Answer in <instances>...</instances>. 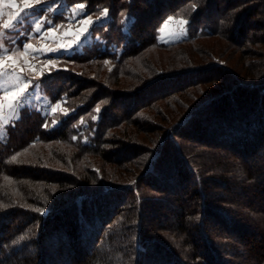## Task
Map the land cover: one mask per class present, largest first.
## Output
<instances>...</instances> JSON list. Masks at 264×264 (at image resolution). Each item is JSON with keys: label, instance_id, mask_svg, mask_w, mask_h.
<instances>
[{"label": "trees", "instance_id": "trees-1", "mask_svg": "<svg viewBox=\"0 0 264 264\" xmlns=\"http://www.w3.org/2000/svg\"><path fill=\"white\" fill-rule=\"evenodd\" d=\"M68 1L107 20L0 139V264H264V0Z\"/></svg>", "mask_w": 264, "mask_h": 264}, {"label": "snow or ice", "instance_id": "snow-or-ice-1", "mask_svg": "<svg viewBox=\"0 0 264 264\" xmlns=\"http://www.w3.org/2000/svg\"><path fill=\"white\" fill-rule=\"evenodd\" d=\"M21 2L22 6L17 4L16 0H0V18L4 16L3 9H16L14 12H9L7 14L8 18L0 24V29L6 30L0 31V91L3 92V96L0 97V139L6 136V126L11 121L19 118V111L24 106V98L29 93V86H35L33 80L27 79L23 74L27 71L36 72L37 76L44 75L45 69L37 71L36 66L31 63V60L37 59L38 55L44 53L72 50L74 45L78 46L81 37L89 31V26L95 23L90 15L87 16L86 19L80 21L84 27L75 35V39L69 40L67 43H59L55 48L47 45H41L40 48H36L30 42L31 38L28 42H24L22 47H18L16 40L11 38V34H21L18 30L27 23L30 16L35 15L34 5L39 4L40 0H21ZM84 7L85 5L82 3L73 7L71 9L72 18L82 15ZM193 8H195V5H193ZM77 9L81 11L78 12ZM48 11L51 12L52 8L49 7ZM107 13L108 9H103L102 17L107 16ZM174 20L175 17H169L158 31L161 34L165 33V30L169 27V22ZM44 23L45 21L43 20L36 21L34 25L35 32L40 34L41 37L54 36L57 30L56 26L43 30ZM47 23H51V21H47ZM176 23L181 26V32L186 31L183 26L188 23L187 20L181 18ZM45 63L48 69L54 68L57 65V61L52 59L47 60ZM58 107L59 105L53 108L52 111L55 112ZM99 110V108L96 109L97 112ZM12 161L20 162L17 161V156H13ZM5 179L7 180L8 178L6 177ZM0 207L7 206L0 205ZM36 211L42 212V209H36Z\"/></svg>", "mask_w": 264, "mask_h": 264}, {"label": "rangeland", "instance_id": "rangeland-1", "mask_svg": "<svg viewBox=\"0 0 264 264\" xmlns=\"http://www.w3.org/2000/svg\"><path fill=\"white\" fill-rule=\"evenodd\" d=\"M16 2L17 4L22 6L21 0H16ZM77 4L80 3H70L68 0H40L39 4L34 5L35 15L30 16V18L28 19L26 23L27 29L24 30L25 32L23 33V35L18 34V40H20L19 41L20 47H22V44L24 42H28L30 38H31L30 42L33 43V45L36 48H40L41 45H47L55 48L59 43H67L69 40H74L75 35L84 27V25H82L80 21L87 18L85 7L83 9L82 15H77L74 18H72L71 9L75 7ZM49 7L52 8L51 12L48 11ZM5 9H3L4 16L6 13ZM12 10L14 12L16 9H12ZM77 11L80 12L81 10L77 9ZM91 17L92 20L95 22L94 24L96 23L99 24L107 20L106 19L107 16L102 17V15H98V16L91 15ZM38 20L45 21L43 25V30H47L49 28H52L53 26H56L57 30L55 35L41 37L40 34H37L35 32L34 25L35 22ZM178 20L180 19L175 18L174 21L169 22V27L168 29L165 30V33L161 34L159 32V39L161 42L170 44L182 40L183 38L186 37L187 24L183 26L186 31L181 32V26L178 23H176V21ZM47 21H51V23H47ZM92 28L93 25L89 26V31L85 33L84 36L81 37V41L79 42L78 46L74 45L72 50L70 51L61 50L59 52L44 53L38 55L37 59L31 60V63L36 66L37 71L41 69H45V71L43 76H37L36 72H27V71L23 74L27 79H32L35 86L33 85L29 86V93L24 98L25 102H24V106L19 111V118L21 116V112L24 109L36 110V111H41L45 116L53 117L54 125H58V120L56 116L62 113L68 114L65 107H63L60 102L55 103L51 100L50 96L45 91V88L42 83V79H45L46 77H48L47 75H50L53 72L75 70L73 69L74 68L73 63L69 61L68 58L72 54H74L75 51H81L84 45L94 43L95 40H98V39L92 40L91 37ZM11 38H16V37L11 36ZM49 59L57 61L56 67L50 69L46 68L45 62ZM2 96H3V92L1 91L0 97ZM227 104L226 107L229 106L230 111H232V109L233 110L235 109V106H233V101L232 102L227 101ZM57 105H59V107L56 108L55 112H53L52 109L55 108ZM5 111L7 110L5 109ZM19 118L11 121L6 126L5 128L6 135L8 128L17 120H19ZM212 119L216 120L214 116Z\"/></svg>", "mask_w": 264, "mask_h": 264}, {"label": "crops", "instance_id": "crops-1", "mask_svg": "<svg viewBox=\"0 0 264 264\" xmlns=\"http://www.w3.org/2000/svg\"><path fill=\"white\" fill-rule=\"evenodd\" d=\"M6 10V13H5V16L4 17H2V18H0V24H2L3 23V20H5V19H7L8 17H7V14L9 13V12H13V10L12 9H9V8H7V9H5ZM12 10V11H11ZM16 11V10H15ZM31 25V24H30ZM25 29H27V25L25 24L20 30H18L21 34L20 35H23V33L25 32L24 30ZM0 31H6V30H3V29H0ZM12 34H14V35H11V36H14V37H16V38H14L15 40H16V42H17V46L18 47H20V45H19V41L20 40H18V34L17 33H12Z\"/></svg>", "mask_w": 264, "mask_h": 264}]
</instances>
